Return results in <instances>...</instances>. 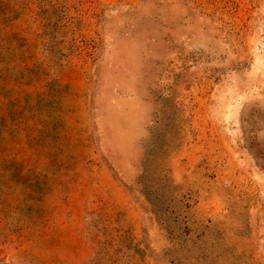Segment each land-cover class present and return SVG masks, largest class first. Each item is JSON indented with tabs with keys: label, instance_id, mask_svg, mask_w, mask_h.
<instances>
[{
	"label": "rangeland",
	"instance_id": "1",
	"mask_svg": "<svg viewBox=\"0 0 264 264\" xmlns=\"http://www.w3.org/2000/svg\"><path fill=\"white\" fill-rule=\"evenodd\" d=\"M0 264H264V0H0Z\"/></svg>",
	"mask_w": 264,
	"mask_h": 264
}]
</instances>
